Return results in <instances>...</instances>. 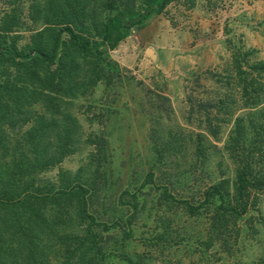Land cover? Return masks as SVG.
Wrapping results in <instances>:
<instances>
[{
    "label": "rangeland",
    "instance_id": "374dc122",
    "mask_svg": "<svg viewBox=\"0 0 264 264\" xmlns=\"http://www.w3.org/2000/svg\"><path fill=\"white\" fill-rule=\"evenodd\" d=\"M38 2L0 0V29L11 27L2 49L29 53L43 28L33 21ZM123 34L96 57L69 56L77 85L61 112L73 119L72 152L31 175L44 188L81 189L88 217L73 213L68 232L93 247L71 257L53 249L48 264H264V188L246 186L247 210H231L241 173L264 184V0H173ZM85 35L101 40L91 27ZM19 61L0 58V83L20 85ZM1 103L0 161H33L24 134L37 116L65 126L40 102L20 114ZM56 130L39 143L47 155Z\"/></svg>",
    "mask_w": 264,
    "mask_h": 264
},
{
    "label": "trees",
    "instance_id": "16d2710c",
    "mask_svg": "<svg viewBox=\"0 0 264 264\" xmlns=\"http://www.w3.org/2000/svg\"><path fill=\"white\" fill-rule=\"evenodd\" d=\"M172 1L143 0L137 10L123 8L124 0H104L99 16L95 10L96 0H40L35 4L33 21L41 22L43 28L34 34L28 54L2 49L6 43L5 35L1 34L11 32V27L0 29V58L8 56L11 61L22 60L16 63L20 85L0 83V100L6 98L19 114L22 107L40 102L48 115L60 116L65 123L60 128L53 120L37 116L34 126L24 134L33 161L27 162L26 153L7 162V159L0 161V264H48L53 249H61L69 257L80 248L92 249L93 245H86L89 239L68 232L73 213H78L82 220L88 217L84 212L81 189L73 186L54 190L52 185L44 188L35 183L31 175L34 170L42 171L56 165L72 152L68 146L72 142L73 132L69 126L73 119L61 112L64 101L75 97L77 85L70 73L76 69L75 59H69V56L96 57L102 46L114 48L125 38L124 29L141 27ZM90 27L100 36V41L85 35ZM256 68L264 69V62L256 63ZM98 80L93 79L89 85L94 86ZM7 108L8 103H1L0 114ZM4 118L6 114L0 116V120ZM52 126L57 129V146L47 155V147H40L39 143L47 138L46 130ZM246 186L264 188L262 183L248 185L241 173L234 192L237 207L232 211L247 210V203L243 200ZM214 195L221 197L217 187H212L211 196ZM196 210L189 206L190 214H195ZM218 217V213L211 217L213 231L220 226ZM110 227L105 225L104 228L109 230Z\"/></svg>",
    "mask_w": 264,
    "mask_h": 264
}]
</instances>
